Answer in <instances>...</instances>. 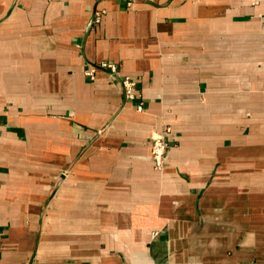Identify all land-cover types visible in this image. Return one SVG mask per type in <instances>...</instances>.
<instances>
[{"label": "crops", "instance_id": "1", "mask_svg": "<svg viewBox=\"0 0 264 264\" xmlns=\"http://www.w3.org/2000/svg\"><path fill=\"white\" fill-rule=\"evenodd\" d=\"M0 264H264V0H0Z\"/></svg>", "mask_w": 264, "mask_h": 264}, {"label": "built area", "instance_id": "2", "mask_svg": "<svg viewBox=\"0 0 264 264\" xmlns=\"http://www.w3.org/2000/svg\"><path fill=\"white\" fill-rule=\"evenodd\" d=\"M113 72L116 70L115 65H109ZM124 93L127 98H133L135 96L137 82L126 77L123 81ZM171 127H166L164 129L157 130L152 137L151 141V157L156 168H161L170 153L171 143H170V132Z\"/></svg>", "mask_w": 264, "mask_h": 264}, {"label": "rangeland", "instance_id": "3", "mask_svg": "<svg viewBox=\"0 0 264 264\" xmlns=\"http://www.w3.org/2000/svg\"><path fill=\"white\" fill-rule=\"evenodd\" d=\"M167 127H171V126L168 125ZM171 130H172V127H171ZM156 131H157V130H156ZM156 131H155V132H156ZM155 132H154V134H155ZM170 132H171V131H170ZM154 134H153V135H154ZM165 163H166V162H165ZM164 167H165V164H164L160 169H159V168H157V169H159V170H163ZM34 258H35V257H34Z\"/></svg>", "mask_w": 264, "mask_h": 264}]
</instances>
